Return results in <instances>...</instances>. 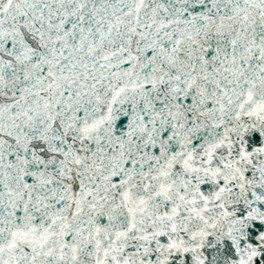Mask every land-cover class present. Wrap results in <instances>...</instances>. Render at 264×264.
Segmentation results:
<instances>
[{"label":"snow or ice","instance_id":"1","mask_svg":"<svg viewBox=\"0 0 264 264\" xmlns=\"http://www.w3.org/2000/svg\"><path fill=\"white\" fill-rule=\"evenodd\" d=\"M0 264H264V0H0Z\"/></svg>","mask_w":264,"mask_h":264}]
</instances>
